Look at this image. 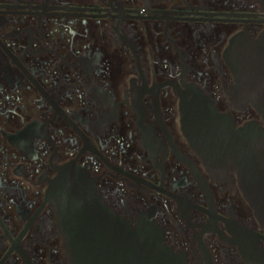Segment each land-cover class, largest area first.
<instances>
[{"label":"flooded vegetation","instance_id":"af4514ba","mask_svg":"<svg viewBox=\"0 0 264 264\" xmlns=\"http://www.w3.org/2000/svg\"><path fill=\"white\" fill-rule=\"evenodd\" d=\"M263 31L264 0H0V264H83L86 220L110 264H139L145 231L153 264H262L237 170L207 166L182 106L261 123L226 95V53Z\"/></svg>","mask_w":264,"mask_h":264},{"label":"water","instance_id":"95a60500","mask_svg":"<svg viewBox=\"0 0 264 264\" xmlns=\"http://www.w3.org/2000/svg\"><path fill=\"white\" fill-rule=\"evenodd\" d=\"M226 59L235 80L226 88V95L237 107L252 105L262 122L251 119L237 126L232 115L220 112L209 97L196 91L182 106L183 129L210 169L226 167L232 163L238 172L244 196L260 226L264 228V31L256 39L243 36L234 38L227 50ZM62 178L70 186L84 182L83 175L75 169L65 171ZM53 192L57 199H63L57 185ZM68 195L67 198L73 202L70 213L82 212L85 217L91 215V211H77L74 208L81 196L76 198L74 194ZM91 199L93 197L90 195L83 206H92ZM95 207L101 208L98 203ZM86 222L69 230L72 245L75 239H80L78 245L83 253L82 263H112L114 259L108 253L110 246L105 241H98L108 239L109 229H98L88 220ZM140 238L145 241L139 243L138 247L145 249V255L139 258V264H153V259L148 257L152 255L148 250V239L151 237L145 231ZM260 261L264 264V251L260 253Z\"/></svg>","mask_w":264,"mask_h":264}]
</instances>
